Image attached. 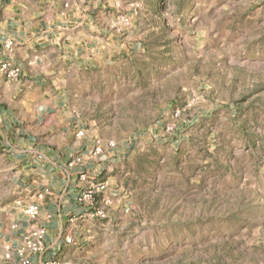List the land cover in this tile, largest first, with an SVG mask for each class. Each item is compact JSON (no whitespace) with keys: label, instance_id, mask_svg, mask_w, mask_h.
I'll use <instances>...</instances> for the list:
<instances>
[{"label":"rangeland","instance_id":"obj_1","mask_svg":"<svg viewBox=\"0 0 264 264\" xmlns=\"http://www.w3.org/2000/svg\"><path fill=\"white\" fill-rule=\"evenodd\" d=\"M129 1L120 4L115 27L134 33L144 52L114 64L95 95L98 103L76 105L86 128L117 142L96 182L114 186L118 206L109 215L94 204L104 215L86 216L75 264H264V95L259 105L210 104L226 96L221 85L213 92L212 84L226 78L221 71L210 75V64L264 87L254 38L230 51L210 46L230 28L253 36L261 27L264 39V0ZM192 8L205 26L193 57L184 50L196 40ZM162 9L169 29H146L149 11ZM177 23L187 26L178 31ZM244 64L258 70H241ZM182 83L188 90H179ZM6 176L9 191L14 178L10 171Z\"/></svg>","mask_w":264,"mask_h":264},{"label":"crops","instance_id":"obj_2","mask_svg":"<svg viewBox=\"0 0 264 264\" xmlns=\"http://www.w3.org/2000/svg\"><path fill=\"white\" fill-rule=\"evenodd\" d=\"M129 2L0 0V60L7 59L23 69L22 77L17 80L0 73V256L12 254L1 263L17 264L19 258L15 251L23 244L25 234L42 226L46 228L45 250L33 254V264L49 260L75 264L80 250L78 239L86 235L88 227L86 217L82 216L88 207L79 201V195L92 182L103 179L102 170L108 167L105 160L115 151L109 152L108 157L93 156L96 141L109 138L86 128V120L76 105L98 103L100 98L95 95L102 91V79L115 68L114 64L126 56L144 52L143 48L138 50L134 33L122 34L115 27L120 4ZM149 13L151 21L146 29L157 32L169 29L164 19L166 10ZM254 14L258 16L254 19L260 21L262 9ZM200 15L198 8L189 12V18H194L190 31L196 40L184 50L191 57L195 56L191 48H195L202 32L205 34ZM183 25L187 26L177 23V30L183 29ZM262 31L260 27L252 36L248 29H242V33L233 35L230 28L220 43L210 39V46L230 51L236 42L237 45L242 42L240 39L254 38L255 55L262 61ZM207 38L204 35V44ZM8 40L13 41L11 51L5 47ZM185 57L183 53L178 56L179 60ZM229 57L233 55L230 53ZM241 68L251 73L258 70L246 64ZM220 71L226 80L222 83L217 79L212 84L213 92L219 93L221 85L226 96H214L211 105H259L258 97L264 95V87L255 85L259 80L245 82L244 76L237 80L227 65L210 64V75L220 76ZM188 87L189 84L182 83L179 90L186 91ZM7 158L11 161L7 162ZM9 171L14 184L8 191ZM83 173L87 179L82 178ZM110 181L113 183L114 179L109 177ZM115 194L114 186H109L95 195L94 202L108 209L111 215L118 206ZM18 201L38 205V217L26 216ZM68 237L75 241L68 242Z\"/></svg>","mask_w":264,"mask_h":264},{"label":"built area","instance_id":"obj_3","mask_svg":"<svg viewBox=\"0 0 264 264\" xmlns=\"http://www.w3.org/2000/svg\"><path fill=\"white\" fill-rule=\"evenodd\" d=\"M5 47L8 51H11L13 48V41L8 40L5 44ZM0 73L5 75L10 79H20L23 75V69L20 65L15 64L7 59L0 60ZM181 114L180 110L175 111L174 117H179ZM171 124H168L166 130L169 131L171 129ZM117 148V142L115 139H109L107 141L97 140L94 148L92 150L93 156L96 157H104L108 155L109 151H113ZM79 160L81 158H78ZM83 179H87L88 176L86 173L82 174ZM108 188L107 182H92L89 187L82 191L79 195V201L86 204L88 210L82 215L83 217H93L104 215V212L94 207V198L98 193L104 192ZM18 205L21 207L23 213L35 219L38 217L40 210L39 206L35 204H23L21 201H18ZM45 236H46V228L42 226L34 227L27 231L24 236L23 244L16 249V254L19 258L17 264H33V254L43 253L45 250ZM72 237H68L67 241L72 242ZM5 256L10 257L11 253L6 254ZM4 257V256H3ZM0 256V262L3 258ZM43 264H58L53 260H49L44 262Z\"/></svg>","mask_w":264,"mask_h":264}]
</instances>
